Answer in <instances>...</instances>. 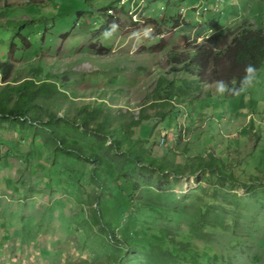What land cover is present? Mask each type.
Listing matches in <instances>:
<instances>
[{
    "label": "rangeland",
    "instance_id": "rangeland-1",
    "mask_svg": "<svg viewBox=\"0 0 264 264\" xmlns=\"http://www.w3.org/2000/svg\"><path fill=\"white\" fill-rule=\"evenodd\" d=\"M243 18L264 24V0H0V60L15 67L0 92L60 75V98L39 102L42 116L50 108L74 127L61 134L118 171L131 160L96 132L107 117L158 162L177 163L136 162L126 176L136 205L115 193L103 216L97 194L113 184L101 165L64 153L45 118L0 117V264H264V172L251 182L264 170V65L236 95L217 84L171 103L156 94L160 73L173 76L172 44L190 47ZM90 109L101 117L82 127ZM210 152L236 180L197 166ZM126 231L132 248L114 240Z\"/></svg>",
    "mask_w": 264,
    "mask_h": 264
},
{
    "label": "trees",
    "instance_id": "trees-1",
    "mask_svg": "<svg viewBox=\"0 0 264 264\" xmlns=\"http://www.w3.org/2000/svg\"><path fill=\"white\" fill-rule=\"evenodd\" d=\"M167 53L173 76L168 77V74L160 73L158 85L162 91H156L157 96L164 103H171L175 98L201 93L208 85L213 84L227 89L226 95H236L241 88L249 84L251 78L264 65V24L243 18L227 26L225 30L208 36L200 43L190 47L172 44ZM13 70H15L13 62L0 60V75L3 79L9 78ZM65 79L71 80L66 75L61 81ZM58 84H60V75L49 74V77L46 80H41L39 84L22 82L18 85L4 87L0 92V117L15 120L20 125L44 121L43 118H45V128L50 130L52 137L59 142L64 153L71 157L82 156L94 164L101 165L103 176L113 184V187L107 192L103 189L105 186L103 184L97 194L103 216H106V212L102 202L108 201L107 203H109L111 199L114 201L115 193H118L119 197L123 198L126 203L136 205L133 197L137 184L126 178L128 173L136 169V162L142 165H153L161 170L174 168L177 163L171 160L158 162L146 154L148 148L140 145L138 140H132L121 125L112 127L109 125L110 121L107 117H104L97 122L96 132L99 135L110 136L114 145L123 149L127 154L126 157L131 160L130 163H124L118 171H115L98 151L81 146L74 139H68L61 134V127L74 128L70 126L65 117L57 116L55 111L50 108L46 111V117L42 116L46 107L39 102V98L44 96L49 100L54 97L59 99L61 91ZM70 89L71 91L75 90L73 87ZM13 97H16V100H13ZM100 117V109L85 111L82 115V127L83 124L89 125V122ZM147 119V114L144 113L138 121L132 122L128 128L131 130L132 127L138 126ZM62 124H66V126ZM197 160L199 168L228 177L233 181L236 180L235 174L231 170L228 171L226 167L228 162L222 156H216L210 152L208 159L197 156ZM175 170L179 171L178 169ZM259 170L264 172L260 167H255L254 175H251L254 180L251 182H262L256 175L259 174ZM95 176L100 177L98 173ZM243 186L250 188V185L246 183H243ZM116 203L119 205L120 202L117 201ZM107 229L110 231V236L114 237L113 230L110 227ZM129 238L130 235L126 231L123 241L114 240L119 245L132 248ZM177 245L181 246L182 244ZM195 263L203 264L196 260Z\"/></svg>",
    "mask_w": 264,
    "mask_h": 264
},
{
    "label": "crops",
    "instance_id": "crops-1",
    "mask_svg": "<svg viewBox=\"0 0 264 264\" xmlns=\"http://www.w3.org/2000/svg\"><path fill=\"white\" fill-rule=\"evenodd\" d=\"M215 5H216V4H215ZM215 5L213 6V8H215ZM203 10H204V11H205V10H206V11H207V10L209 11L210 9H208L207 7H205ZM234 21H235V20H232V22H234ZM228 22H229V21H228ZM228 22H227V23H228ZM227 26H229V24L226 25V26H224V27H220V29L223 31ZM220 29H219V30H220ZM221 30H220V31H217L216 33L221 32Z\"/></svg>",
    "mask_w": 264,
    "mask_h": 264
},
{
    "label": "built area",
    "instance_id": "built-area-1",
    "mask_svg": "<svg viewBox=\"0 0 264 264\" xmlns=\"http://www.w3.org/2000/svg\"><path fill=\"white\" fill-rule=\"evenodd\" d=\"M212 8H213V7H212ZM212 8H211V9H212ZM211 9H210V10H211ZM213 9L216 10V8H213ZM110 11H111V10H110ZM198 11H201V6L199 7ZM124 216L126 217L127 214H124ZM118 231H119V228H118Z\"/></svg>",
    "mask_w": 264,
    "mask_h": 264
},
{
    "label": "bare ground",
    "instance_id": "bare-ground-1",
    "mask_svg": "<svg viewBox=\"0 0 264 264\" xmlns=\"http://www.w3.org/2000/svg\"><path fill=\"white\" fill-rule=\"evenodd\" d=\"M217 1H219V0H217ZM110 13L112 12V11H109Z\"/></svg>",
    "mask_w": 264,
    "mask_h": 264
}]
</instances>
